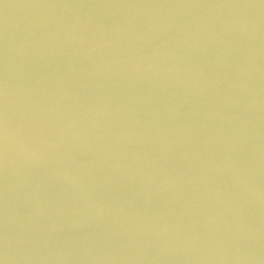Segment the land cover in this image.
<instances>
[{"label": "water", "instance_id": "1", "mask_svg": "<svg viewBox=\"0 0 264 264\" xmlns=\"http://www.w3.org/2000/svg\"><path fill=\"white\" fill-rule=\"evenodd\" d=\"M0 264H264V0H0Z\"/></svg>", "mask_w": 264, "mask_h": 264}]
</instances>
